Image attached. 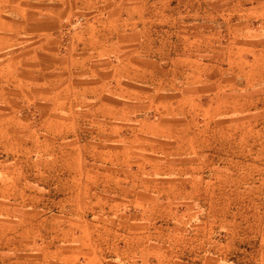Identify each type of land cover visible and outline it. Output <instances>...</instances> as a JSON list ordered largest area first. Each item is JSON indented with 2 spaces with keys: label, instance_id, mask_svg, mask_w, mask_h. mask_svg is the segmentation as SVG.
Masks as SVG:
<instances>
[{
  "label": "crops",
  "instance_id": "1",
  "mask_svg": "<svg viewBox=\"0 0 264 264\" xmlns=\"http://www.w3.org/2000/svg\"><path fill=\"white\" fill-rule=\"evenodd\" d=\"M0 264H264V0H3Z\"/></svg>",
  "mask_w": 264,
  "mask_h": 264
},
{
  "label": "rangeland",
  "instance_id": "2",
  "mask_svg": "<svg viewBox=\"0 0 264 264\" xmlns=\"http://www.w3.org/2000/svg\"><path fill=\"white\" fill-rule=\"evenodd\" d=\"M3 4V0H0V4ZM72 30L70 29H64L63 32H64V36H67ZM225 211L228 213V212H233L234 211V207L235 208H238V211H240L239 209V206H223ZM245 206H242V209H244ZM244 211V210H243Z\"/></svg>",
  "mask_w": 264,
  "mask_h": 264
}]
</instances>
